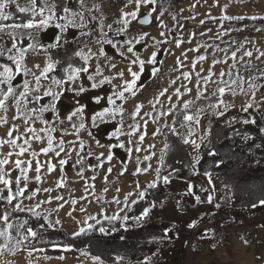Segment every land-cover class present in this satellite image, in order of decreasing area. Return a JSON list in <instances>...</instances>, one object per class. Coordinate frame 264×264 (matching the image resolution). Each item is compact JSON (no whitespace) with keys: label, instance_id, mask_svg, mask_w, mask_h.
<instances>
[{"label":"snow or ice","instance_id":"1","mask_svg":"<svg viewBox=\"0 0 264 264\" xmlns=\"http://www.w3.org/2000/svg\"><path fill=\"white\" fill-rule=\"evenodd\" d=\"M73 0H66V2L58 5L57 0H27L25 5H21L18 0H0V128L5 129L4 133L0 135V264H13V261L5 260V254L15 256L20 251L27 252V264H33V251L28 250L27 245L38 236V232L32 227L28 226L27 219L19 221L16 217L13 219V213L28 212L32 216L48 221L47 227L54 228L55 225H59L61 221L55 220L53 224L47 215L42 216L40 209L44 203H52L53 200L60 202L55 209L59 211L65 206V204L76 205L77 199L73 198L71 201H65L63 195L51 196L49 195L44 201H37L33 205H25L24 200H35L40 192L52 193L55 189L65 188L68 184V177L64 171L65 166L68 164L72 157V153L75 152L76 160L75 165L81 167L76 172L77 180L72 183H79L83 181V190L86 194H94L95 184L92 183L97 179V169H104L105 163L110 166L104 169V175L101 177L104 184L111 183L109 176L113 172L114 166L111 162L114 159L113 148L118 147L123 149L127 153L128 161L136 165L133 176L146 175L148 173L153 174V178L147 181L142 187L141 182L137 179L133 181L134 189L128 191L123 196V201L118 196H113L111 201H105V203H114L116 205L123 204V207L118 208L112 215L106 214V209L101 207L99 216H103L108 221H121V226L127 230V221L129 219L135 220L137 224H142L144 219L149 216L153 208L156 207V202H150L149 205L143 208L142 212L135 217H129L127 215L121 216L123 212L130 205H135L140 201H143L149 190L156 189L161 184L168 185L171 182V173L163 174L162 169L165 167V155L170 148L167 142V136L178 137L184 145H191L194 152L198 153L202 143L205 141L211 130L206 129L204 134L199 137L200 142H197L195 129L201 124V119L209 110L216 117L223 116L225 111L229 108L235 107L234 103L227 102L224 97L226 94L236 97L237 95H244L249 99L241 105V111L248 113L249 109H259V104H256L257 92L264 88V83H258V81L264 80V50L259 47H255L253 41L254 51L245 47L244 43H240L238 47L230 52L228 55V48L219 49L224 52L223 58H217L215 53H212V59L207 69L202 66V62L207 61L208 55L200 53V49L203 47L207 50L209 45H197L194 48H189L180 53V56L175 57L176 67L173 69L179 72L174 79L169 81V86L158 90L156 96L149 101L151 111L144 112L143 103H137L134 106V110L130 113L132 120L131 124L127 125L125 130L124 113L126 111L123 102H127L128 96L135 98L138 95L137 82L140 80V72L134 70V66H137L140 70L144 69L146 63L156 65L162 64L163 61L158 60V51H151L147 61L140 55L137 45L143 44V50L147 51L149 45L146 42L148 40L153 41L152 47L157 44L169 43L167 39L157 40L155 37L150 36L147 32H142L136 35H132L130 38L122 39L121 41H114L109 38V32H114L116 37H128L130 32V26L134 21H138L141 25H147L151 22L150 18L153 13L157 12L156 5L158 0H125V3L119 10V16L113 20L112 23L105 24V17L101 15L98 24L99 35L92 41V43L99 46L98 51L94 52L91 47L87 45L84 48H80L74 52V56L78 57L83 62L84 66H73L69 61L67 66L61 69L62 76L58 78L56 75H49L54 73L57 69V65L60 64L59 60H53L49 54V49H56L61 47L62 34L72 27L80 29L88 28V21H96L97 17L94 15L85 16V12L92 13L93 10L99 12L100 5L93 3L91 7L87 6V0H75L78 4V8L75 10L70 6ZM206 2V0H205ZM199 3V0H197ZM15 7V13L25 14L28 18L21 22L16 21V16L12 11H9L11 7ZM196 5L193 4L192 7ZM214 6H219V0H215ZM145 11L142 13L141 9ZM228 8V4L222 6V11ZM130 9V10H129ZM183 11V9H181ZM164 15V11L161 10L155 17L159 22V27H167L163 20L160 18ZM194 18V17H193ZM208 18L216 20L217 17L208 14ZM264 20V16H230L222 14L219 19L221 21V32L217 33V38H221L227 35L229 30L224 29L223 21L231 20ZM176 19L175 16L172 17ZM55 27L60 30L61 35L56 37V42L44 45L40 43L33 35V32L39 29H44L49 26L50 23L56 22ZM199 23L203 25L205 20H200ZM113 24L117 25L113 29ZM107 28L108 31H105ZM240 31L242 29H236ZM211 32V29L207 30ZM255 31L260 32L264 29L256 28ZM85 36H92V31H86L82 33ZM206 32H202L201 35H206ZM161 37H165L166 33L161 31L159 33ZM193 36L195 33L192 34ZM29 41V42H26ZM7 42H10V46ZM65 43L67 41H64ZM185 41L176 38L175 47L181 48L182 43ZM189 44L191 40L187 41ZM233 44L236 42L233 41ZM104 45L111 46L112 49H116L119 56L123 60H128L129 64L125 68L118 69L117 64L112 62L111 57L106 53ZM87 48V51L84 49ZM219 48V46H217ZM188 52L200 53L196 55L189 64H185L188 60ZM240 52L241 55H237ZM29 54L37 55L44 54L46 59L43 66L40 63H33L32 67H29L26 60ZM93 57L104 58L108 61L107 67L112 70H116L111 76H103L101 71V65L95 64V75H88L87 79L92 81L91 88L96 89L100 85L105 83L112 85V95L106 98L107 105L103 110L91 115L90 123H86L85 120V108L82 105L76 106L65 119L60 118V114L57 111V102L65 94V92L74 93L79 97L82 93H85L87 89L83 84L77 85V81L80 80L81 73H88L89 68L87 65ZM183 57V59H181ZM245 58H248L247 60ZM253 58L255 61H260V65L252 63ZM229 59L232 63L229 64ZM201 64V67L197 71V65ZM218 64L227 65V69H221L219 72L214 71L215 66ZM240 67H243L249 72V75H242ZM182 68H188V71H181ZM159 71L158 68H153V74ZM125 73L128 74L130 79L125 78ZM24 77L22 84L14 85V81L18 75ZM27 77H31L28 79ZM97 77H102L97 81ZM227 77V79L225 78ZM120 80L121 83H113L115 80ZM177 81H182L179 86ZM186 82V83H185ZM66 85H70L66 88ZM191 85V87L189 86ZM175 86V87H173ZM172 89L170 92L169 89ZM194 93V96H193ZM167 101V107L165 108L161 98ZM185 97H190L185 99ZM44 98H50L46 104H42L41 101ZM175 98V99H174ZM100 97H97L96 102H101ZM117 101L122 103L118 104ZM206 102V103H200ZM261 103H264V97L261 99ZM159 106V107H157ZM12 112L11 117L9 113ZM45 113H56V122H50L45 118ZM119 117V119H117ZM138 117L140 119H138ZM148 117L149 119H144ZM168 117H171L169 120ZM235 117L232 121H235ZM15 121H21V125L15 123ZM115 121L118 126L114 127V131L109 140L115 139L117 143L105 145L96 139L89 128L98 127L99 124ZM67 122L72 131L69 132L67 128L60 127ZM242 124H256V119L245 118L240 121ZM39 123L40 127L36 124ZM152 123L156 125L154 131L151 133V138L154 141L157 136L164 137L163 147L160 150V155L153 151L156 148L155 143H150L145 146L144 142L148 135V124ZM180 129H184L183 132ZM87 130L88 137L99 148H107V153H96L94 150L89 149L85 152L86 141L80 138V132ZM261 134H264V127L259 129ZM59 132L57 137L55 134ZM66 135H75L76 140L66 141L63 137ZM127 136V141H122L120 137ZM247 139V137H246ZM78 141V148L76 147ZM34 144H39L37 149ZM259 147V145H257ZM8 148V151H4ZM145 153L142 158L136 155L133 159L134 153ZM210 156H216L218 153L212 149L208 153ZM45 159L42 161L40 157ZM89 157H94L97 163L95 165H86L85 161ZM157 159V166L153 167L151 161L153 158ZM55 161V162H54ZM193 174H199L195 170V165L199 164V155L193 156ZM224 161H216L215 166L219 167ZM120 170L117 176L122 177L128 171V163L125 161L120 162ZM88 168L92 171L91 176H85V169ZM59 169V176L53 181L55 189L53 187H37L35 189H29L30 183H36L43 185L47 183V176L56 172ZM175 171V170H174ZM13 173H16L13 175ZM204 175L208 179L209 185L213 184L212 174L205 172ZM91 190V192H90ZM109 188L105 186L103 192L107 193ZM201 191L208 192V189L201 188ZM213 191H215L213 187ZM116 193L121 192L120 187L115 188ZM6 193V194H5ZM27 193V195H26ZM185 195H194L193 185L189 183ZM133 197H135L133 199ZM195 201L197 204L202 203L201 197L195 195ZM88 195H81L80 200L87 201ZM97 202L103 200L102 196L96 197ZM207 203L213 202V195L211 193L207 196ZM180 201H177L179 205ZM259 205L264 206V198L258 201ZM163 206V201H160ZM219 207V204L216 205ZM252 207H257L256 203L252 204ZM72 211H75L73 208ZM72 211L67 212L70 218ZM81 212H86L87 209L81 207ZM87 220H94L96 224H100L101 221L97 219V216H88ZM87 220L85 223H87ZM80 223V221H77ZM196 226V222L193 221L188 224L189 228ZM41 228L44 225L40 226ZM88 228H94V225L88 224ZM171 227H167L163 230V236L160 237V241L164 239H170L169 233L172 232ZM15 231V235L13 232ZM86 231L81 227L74 235L78 236ZM98 231L101 234H109L108 230L104 227H99ZM211 230H205V235ZM123 239V237H121ZM155 239V238H154ZM243 239V238H242ZM152 242V241H150ZM247 244L248 241L244 240ZM65 251H69L67 246ZM158 251V250H157ZM87 255V253H84ZM157 255V252H153L149 256H145L143 260L138 261L137 264H152V257ZM50 259L51 257H44ZM57 259L64 260V256H59ZM93 264H104V261L99 256L91 257ZM117 264L123 259L121 256L115 257Z\"/></svg>","mask_w":264,"mask_h":264},{"label":"rangeland","instance_id":"2","mask_svg":"<svg viewBox=\"0 0 264 264\" xmlns=\"http://www.w3.org/2000/svg\"><path fill=\"white\" fill-rule=\"evenodd\" d=\"M21 5H25L27 3V0H18ZM40 0H38V3ZM125 3V0L121 2H116V0H101L100 1V11L97 12L93 10L92 13L85 12V16L88 17L89 15H94L97 17L96 21L89 20L88 21V28L87 31L93 32V39H88L84 46L87 45L88 47H91L94 52L98 51L99 46L92 43V41L96 38V36L99 35L98 31V24L99 19L101 15L105 17L104 23L109 24L112 23L114 19H116L119 16V10ZM195 4V7H192V5ZM215 0H199V3H197V0H179L178 3H175L173 0H158V3L156 5L157 12L153 13L154 20L152 24L149 26H143L140 25L137 21H134L133 24L130 26V32L128 37H117L121 41L125 38H130L132 35H136L142 32H147L150 34V36L155 37L157 40H165L167 39L169 43H163V44H157L155 47H152L153 41L148 40L146 38V42L149 45L148 50H143V44L137 45V49L140 52L141 57L147 61V55L146 53H149L150 51L157 50L158 51V60L163 61L162 64H148L147 67H144L143 70H139L140 72V80H144L141 84V87L139 90H137L138 95L135 98H132L131 96H128L127 102L124 103V107L126 109L124 113V123H125V130H127V125L132 123L130 113L134 110V106L137 103H143L144 107L142 109V114L144 112L151 111L149 101H151L157 94L158 90L168 87L169 81L174 79L177 75H179V72L174 71L173 69L176 67L175 64V57L180 56V53L182 51H185L189 48H194L198 44L199 45H209L210 47L207 48H201L200 53H204L208 55V59L205 62H202V66L207 69L210 65L211 59H212V53H215V56L217 58H223L225 53L219 51V49L228 48V55L230 56V52L234 50L240 43H244L245 47L249 50H255V47L261 48V50H264V31L257 32L255 31L256 28L264 29V20L258 19L255 21L244 19V20H231V21H223V27L224 29H228L229 32L227 35L222 36L221 38H217V33L221 32L222 29L220 28L221 21L219 17L222 14L230 15V16H264V0H219V6H214ZM224 4H228V8L226 10L222 11V6ZM183 9V11H181ZM130 10V9H129ZM163 10L164 15L160 18L163 20L164 24L167 26L165 28L159 27V22L156 20V16L158 13ZM145 11L144 8L141 9V12L143 13ZM257 12V13H256ZM211 14L213 17H217L216 20H212L208 18V14ZM175 16L176 19L173 20L172 17ZM194 17V18H193ZM205 20V23L201 25L199 23L200 20ZM50 23L47 29L50 27H55V23ZM117 25L113 24V29H115ZM47 29H43L45 32ZM211 29V32H208L207 30ZM236 29H242L240 31H237ZM83 29L72 27L65 31L63 34L65 35H74L77 32H81ZM105 31H108L107 28H105ZM161 31H164L166 33L165 37H161L159 33ZM42 32V33H43ZM60 32V30H59ZM202 32H206V35H201ZM195 33L193 36L192 34ZM82 33H80L81 35ZM111 34L114 35V32H109V38L111 37ZM116 37V36H115ZM180 38L184 40L185 42L182 43L181 48L177 49L175 47V39ZM191 40L192 42L189 44L187 41ZM235 41L236 43L233 44L232 42ZM248 41H253V43H248ZM10 46V42H7ZM83 46V48H84ZM219 46V48H217ZM106 53L111 57L112 62L117 64V67L119 65L123 64L124 66L129 64L128 60H123L116 49H112L109 45H104ZM87 51V48L84 49ZM200 53H194V52H188V60L185 61V64H189L190 61L198 54ZM238 57L241 55L240 52L237 53ZM46 57L45 55H29L27 57V64L29 67H32L33 63H40L41 66H43L44 61ZM183 59V57H181ZM246 60L248 58H245ZM264 58H262L263 60ZM99 63L101 65V71L104 76V73L106 72L108 75H113L115 73V70L109 69L107 67L108 61L104 58L97 59L96 57H93L92 60L89 61V64L87 67L89 68L88 73H81L80 80L77 82L78 86L79 84H83L84 87L87 89L85 93H82L79 97L75 96L74 93L71 92H65V94L60 98V100L57 102V111L59 109H62V119H65L68 114H70L71 109L73 106H78L77 102H79V105H82L85 108V120L86 123H90V117L91 115L95 114L96 112H99L103 110L104 107H109L107 105L106 100H104V95L100 90H98L100 86H98L96 89L91 88L92 81H89L87 79L88 75H95V64ZM232 63V61L229 59V64ZM252 63L257 65L260 63V61H255L253 58ZM122 65V66H123ZM156 67L159 69L155 75L153 74V68ZM201 67V64L197 65V71ZM148 69V70H147ZM221 69H227V65L225 64H218L215 66L214 71L219 72ZM188 68H182L181 71H188ZM240 72L242 75H249V72L246 71L243 67H240ZM50 76L52 73L49 74ZM28 79H31V77H27ZM102 77H97V81L101 79ZM227 79V77H225ZM24 77L21 75L17 76V79L14 81V85L22 84ZM182 81H177V85ZM186 83V82H185ZM258 83H264V80L258 81ZM70 85H66V88ZM191 87V85H189ZM175 87V86H173ZM169 91L171 92L172 89L170 88ZM112 95L111 93L108 95ZM107 96V97H108ZM194 96V93H193ZM97 97L102 98L101 102L98 104L96 102ZM106 97V98H107ZM264 97V88H261L257 92L256 97V104H259V109H261L264 113V103H261V99ZM190 97H185V99ZM50 98H46L45 101L42 100V103L45 104ZM93 99L94 105L93 108H89L87 101ZM175 99V98H174ZM224 99L229 103H234L235 107L229 108L225 111V114L223 116H220V118L224 120H228V112L230 111H241V105L245 103L249 97H246L242 94L237 95L236 97H233L231 95L226 94ZM162 102L164 103L165 108L168 106L167 101L162 97ZM62 102V105L60 104ZM118 104L122 103L121 101H117ZM159 107V106H157ZM254 108H256V105L254 104ZM55 113H45V118H47L50 122L55 123L56 118H54ZM208 114H212L209 110L204 114V116L201 119V124L198 128L195 129L196 136L194 138L197 139V142H200L199 137L201 134L205 133V130L207 129L206 125V116ZM12 112L9 113V116L11 117ZM247 118L243 115L242 119ZM119 119V117L117 118ZM138 119H140L138 117ZM144 119H149L148 117H144ZM170 120L171 117H168ZM15 123L21 125L23 127L21 121H15ZM37 127H40L39 123L36 124ZM118 126L115 121L112 122H106L99 124L98 127L95 128H89L88 130H91L94 137L102 144L109 145L117 143L115 139L109 140L108 137L111 136L112 132L114 131V127ZM62 128H67L69 132L72 131L70 125L65 122L64 125H61ZM156 125L149 123L147 132L148 135L145 139V146L150 143H155L156 148L153 149L157 153V156L160 155V150L163 147L164 137L157 136L155 140L153 141L151 138V133L154 131ZM5 129L0 128V135L4 133ZM181 132L184 131V129H180ZM57 137H59L60 133L57 132L55 134ZM66 141L76 140L75 135H66L63 137ZM80 138L84 139L86 141L85 146V152L88 150H94L96 153L99 152H105L107 153V148H99L95 145V143L88 137L87 130H82L80 132ZM122 141H127V136L120 137ZM206 140V139H205ZM205 142V141H204ZM203 142V143H204ZM202 143V144H203ZM90 146V149H89ZM192 156L199 155L200 157V149L197 152L193 151V148L191 145H187ZM34 147L37 149L40 147L39 144H34ZM76 147L78 148V141ZM8 148H5L4 151H8ZM114 153V159L111 162V165L114 166L112 174L109 176V180L111 183L105 185L102 176L104 175V169H107L110 165L108 163H105L104 169H97V179L92 182L95 184V192L94 194H86L83 190V181H80L79 183H72V181L77 180L78 177H76L77 170L81 167L80 165H73L75 164L76 160V154L75 152L72 153V157L69 160L68 164L65 166V173L68 177V184L65 188L62 189H55V184L53 181L59 176V169H57L56 172L52 173L50 176H47V183L43 185H38L36 183H30L29 189H35L37 187H53L55 190L48 194L44 192H40L35 200L29 201L24 200L25 205H33L37 201H44L49 195L56 196V195H63L65 201H71V199L75 198L77 199L78 203L76 205H72L71 207L69 204H65L63 208H61L59 211H55L58 204L60 202L53 200L52 203H44L42 204L40 209H37V211H40L42 215H47L48 218L53 219H59L61 221V224L69 231L75 232L81 227L88 226V224H92L94 220H87V217L97 216L99 217L98 213L100 212L101 207L106 209V214H113L117 211L118 208L123 207V204L116 205L114 203H105V201H111L113 196H118L121 201H123V196L126 192L132 191L134 189L133 181L139 180L141 182L142 187L144 184L151 180L153 178V174L150 172L146 175H140V176H133L132 172L134 171L136 165L130 161H128L127 153L118 147H115L112 149ZM145 153H134L133 159L136 155L142 156ZM40 159L43 161L45 158L43 156L40 157ZM125 161L128 163V171L125 173L124 176L119 177L117 179L119 170H120V162ZM55 162V161H54ZM87 162L88 165H95L97 161L94 157H89L85 163ZM153 164V167L157 166V159L156 157L153 158L151 161ZM71 165V169L68 170L66 167L68 165ZM16 173H13L15 175ZM93 173L88 168L85 169V176H91ZM212 174L213 184L209 185L207 177L203 174H200V177L205 182V189H208L207 194L211 193L213 195V202L212 203H206L201 204L199 206H194L190 204V208L186 210L185 212L179 211L178 215V222L181 223V225L189 230H193V234L191 237V240L189 241L187 254H186V262L185 264H264V212H242V213H235L232 211H220L217 210L215 207V204L218 200L222 199L224 194L226 193L222 191H218L215 188L214 179L215 174ZM188 183L186 182H180L178 183V187L182 189L183 191H187ZM107 186L109 188V191L107 193L103 192V188ZM120 187L121 192L116 193L115 188ZM177 187V188H178ZM213 187L215 191H213ZM91 192V190H90ZM27 195V193H26ZM81 195H88L87 201L80 200ZM102 196L103 200L97 202L96 197ZM135 197H133L134 199ZM83 207L87 209L86 212H81L80 208ZM73 208H75V211H72ZM72 211L73 218H70L67 215V212ZM208 214L212 221L206 222H199L203 216L202 214ZM122 214V212L120 213ZM236 216L238 220H241L242 226L239 227H229L226 232H223L221 230L222 222L225 219H228L230 217ZM87 220V223L85 221ZM77 221H80V223H77ZM195 221L196 226L193 228H189L188 224ZM205 230H211L205 235ZM201 234H200V233ZM15 235V233H13ZM243 238V239H242ZM36 239V238H35ZM34 239V240H35ZM34 240H31V242L27 245H31ZM244 240H247L248 243L245 244ZM70 248L69 251H65L64 248L59 249L60 255L50 256L46 254L44 249H30L33 251V264H49L52 262L53 259H57L59 256H64V260H59L61 264H93V261L91 259L92 255H84V251L77 250L73 247ZM246 250V251H245ZM247 253L249 257L245 259L243 255ZM21 257V258H20ZM44 257H51L50 259H45ZM242 257V258H240ZM244 257V258H243ZM24 258V259H23ZM5 260L13 261V264H21L24 262V264H27V252L26 251H20L15 256L5 254L4 256ZM19 261V262H18ZM106 264V262H104Z\"/></svg>","mask_w":264,"mask_h":264},{"label":"trees","instance_id":"3","mask_svg":"<svg viewBox=\"0 0 264 264\" xmlns=\"http://www.w3.org/2000/svg\"><path fill=\"white\" fill-rule=\"evenodd\" d=\"M100 1L87 0V6L91 7L93 3L100 5ZM121 1L123 0H116V2ZM173 1L178 3L179 0ZM64 2L66 0H57L58 5ZM70 6L74 10L78 8L75 0ZM9 11L15 14L17 22L28 18L25 14L15 13L14 6ZM44 30H36L33 35L37 37L40 43L44 45L51 44L43 39L42 32ZM58 35H61V33L59 32ZM111 37L114 41L119 40L113 34H111ZM93 38V35L85 36L81 34L73 37V35L62 34L60 41L62 46L49 49L52 59L60 61L52 75L61 78V69L67 66L69 61L73 66H84L83 62L73 54L76 50L83 48L88 39L92 40ZM26 42L29 41L26 40ZM260 64L261 62L257 65ZM243 115L247 118L254 117L256 124H242L240 121L243 120ZM227 117L228 120L226 121L213 114L206 116L207 129H210L211 133L202 144L200 162L195 165V170L199 174H193L194 161L188 146L184 145L178 137L167 136L170 148L164 157L165 167L162 172L163 174L171 173L170 184L166 186L161 184L156 189L149 190L143 201L130 205L120 214L129 217L138 216L143 208L147 207L150 202L155 201L156 207L152 209L142 224H137L135 220L129 219L127 230H125L121 226V221H108L103 216H99L97 219L101 221L100 224H96L94 221L92 223L94 228L90 229L85 226L83 228L86 231L76 236L74 235L76 231L67 230L61 223L55 225L54 228H49L47 227L48 221L42 218L38 219L27 211L13 213V219L16 217L19 218V221L27 219L28 226L38 232V236L28 248L44 249L46 254L55 256L60 255L59 249L66 246L73 247L89 255L99 256L106 264H117L116 256L123 257L119 264H137L145 256L157 252V255L152 257V264H185L193 230L186 229L184 225L182 226L178 222V212H185L190 208V204L194 206L195 203V206H199L207 203L208 194L201 191V188H205V182L200 177V174L206 171L216 175L214 184L218 191L225 192L227 190L222 199L216 202L215 207L219 204V207H216L217 210L235 213L264 212V206L258 203L260 199L264 198V134L259 131L260 128L264 127V113L261 109L253 108L249 109L248 113L230 111ZM233 117L236 118L235 121L229 123ZM54 118H56V113ZM212 149L218 155L210 156L208 153ZM220 160H223L224 163L216 167V161ZM85 164L88 165L87 162ZM180 182L191 183L194 195H185L186 192L178 187ZM195 195H199L203 202L197 204L194 198ZM160 201H163V206H161ZM177 201H180L179 205ZM253 203H256L257 207L253 208ZM202 215L205 217L199 221L200 223L212 221L208 214L204 213ZM48 219L55 224L56 219ZM41 225H44V227L41 228ZM101 226L108 230L109 234H101L98 231ZM232 226H242L241 220H238L236 216L225 219L222 222L221 230L226 232ZM167 227L173 229L169 233L170 239L160 241L159 238L163 236V230Z\"/></svg>","mask_w":264,"mask_h":264},{"label":"crops","instance_id":"4","mask_svg":"<svg viewBox=\"0 0 264 264\" xmlns=\"http://www.w3.org/2000/svg\"><path fill=\"white\" fill-rule=\"evenodd\" d=\"M257 13V12H256ZM150 53H151V51L149 52V53H146V54H148L147 55V57H149V55H150ZM145 59V58H144ZM123 64H121V65H119V67H118V69H120V68H125L126 66H122ZM147 65H148V63H146L145 64V66L144 67H147ZM134 70H136V71H138L139 72V68L137 67V66H134ZM148 70V69H147ZM116 71V70H115ZM104 76H110V75H108L106 72L104 73ZM125 78H128V79H130V77L128 76V74L127 73H125ZM143 81L144 80H139L138 82H137V84H138V88H137V90H139V88L141 87V84L143 83ZM78 82V81H77ZM113 83H116V84H119V83H121V81L120 80H115V81H113ZM98 90H100L101 92H102V94L104 95V100H106V97L111 93L112 94V85L111 84H108V83H105L104 85H101V87H99L98 88ZM61 105H62V102L60 103ZM87 104H88V106H89V108H93V105H94V101H93V99H91V100H89V101H87ZM58 107V106H57ZM76 106H73L72 107V109H71V111L75 108ZM59 108V107H58ZM59 114H60V118L62 119V109H59ZM244 257H245V259H247L248 257H249V255L247 254V253H245V255H243ZM243 257V258H244ZM240 258H242V257H240Z\"/></svg>","mask_w":264,"mask_h":264},{"label":"water","instance_id":"5","mask_svg":"<svg viewBox=\"0 0 264 264\" xmlns=\"http://www.w3.org/2000/svg\"><path fill=\"white\" fill-rule=\"evenodd\" d=\"M150 20H151V22L149 24L143 25V26H149L150 24H152V22L154 20V15L150 18ZM86 31H87V29H83L81 32L75 33L73 35V37H76V36L80 35V33H83V32H86ZM58 33H59V29H57L56 27H50L49 29H47L45 32L42 33V37H43V39L46 42L54 43V42H56V37L58 36ZM45 100H46V98H44L43 101H45ZM66 168L68 170H70L71 169V165L69 164Z\"/></svg>","mask_w":264,"mask_h":264},{"label":"bare ground","instance_id":"6","mask_svg":"<svg viewBox=\"0 0 264 264\" xmlns=\"http://www.w3.org/2000/svg\"><path fill=\"white\" fill-rule=\"evenodd\" d=\"M246 251V250H245ZM21 258V257H20ZM24 259V258H23ZM60 260V259H59ZM58 259H53L52 260V262L51 263H49V264H61V262L59 261ZM19 262V261H18ZM21 264H24V262H22V260H21V262H20ZM44 264H46V262L44 263Z\"/></svg>","mask_w":264,"mask_h":264}]
</instances>
